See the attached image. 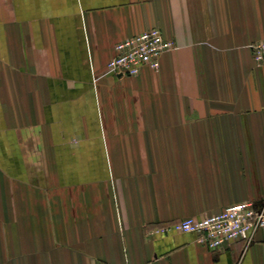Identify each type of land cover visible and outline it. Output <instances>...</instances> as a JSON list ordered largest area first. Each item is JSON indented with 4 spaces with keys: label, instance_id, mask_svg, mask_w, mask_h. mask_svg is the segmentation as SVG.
Instances as JSON below:
<instances>
[{
    "label": "crops",
    "instance_id": "0c3cea01",
    "mask_svg": "<svg viewBox=\"0 0 264 264\" xmlns=\"http://www.w3.org/2000/svg\"><path fill=\"white\" fill-rule=\"evenodd\" d=\"M159 28L158 70L108 72ZM264 0H0V264H264L156 226L264 198Z\"/></svg>",
    "mask_w": 264,
    "mask_h": 264
},
{
    "label": "built area",
    "instance_id": "2783aa9c",
    "mask_svg": "<svg viewBox=\"0 0 264 264\" xmlns=\"http://www.w3.org/2000/svg\"><path fill=\"white\" fill-rule=\"evenodd\" d=\"M175 44L153 27L134 34L114 45V55L107 61L108 72L116 76L133 77L142 69L158 70L164 53ZM255 63L264 64V39L249 45ZM264 227V198L259 204L242 201L208 215L185 217L170 224L151 228L148 233L164 235L169 232H193L197 241L209 248H219L232 241L247 238L254 230ZM90 264H111L94 260Z\"/></svg>",
    "mask_w": 264,
    "mask_h": 264
}]
</instances>
